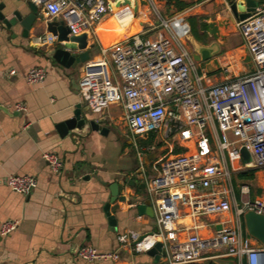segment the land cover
<instances>
[{
	"label": "built area",
	"instance_id": "1",
	"mask_svg": "<svg viewBox=\"0 0 264 264\" xmlns=\"http://www.w3.org/2000/svg\"><path fill=\"white\" fill-rule=\"evenodd\" d=\"M33 1L43 19L66 26L68 36L96 37L104 15L113 14L107 0ZM235 29L246 43L253 68L220 80L211 79L205 69L202 75L197 73L187 46L190 26L182 15L159 18L156 27L149 23L147 31L141 28L83 64L79 95L89 110L99 114L111 106L120 109L119 119L132 138L141 169L146 154H159V173L144 176V192L158 231L121 234L117 237L120 247L146 253L160 243L166 252L161 264L220 258L234 259L237 264H264V246L256 245L243 226L246 211L264 214V199L240 206L235 187L241 195L249 189L233 181L241 172L264 169V4H258L248 18L236 21ZM34 43L47 47L63 42L45 33L35 37ZM45 78L43 68H33L25 76L30 86L42 84ZM15 109L26 111L21 104ZM150 135L162 141L171 139L184 153L170 155L169 150L152 144L140 148L136 138ZM243 148L250 162H244ZM42 158L52 172L62 168L56 154L44 153ZM5 184L12 192L28 196L36 180L10 175ZM18 226L17 220L3 222L0 235L7 236ZM211 251L218 254L208 256ZM76 257L85 262L118 260L116 253H101L89 245L78 248Z\"/></svg>",
	"mask_w": 264,
	"mask_h": 264
},
{
	"label": "crops",
	"instance_id": "2",
	"mask_svg": "<svg viewBox=\"0 0 264 264\" xmlns=\"http://www.w3.org/2000/svg\"><path fill=\"white\" fill-rule=\"evenodd\" d=\"M25 1L0 0V4L5 5L6 18H10L11 12ZM157 1L164 2L165 6V0ZM182 1L190 4L184 11H199L204 17L201 22L208 26L209 22L226 18L228 7L235 0ZM212 2L223 6L221 12L212 7ZM135 5L138 7L137 2ZM23 12L27 14L28 10ZM49 21L39 15L26 38L22 37L21 28L8 30L0 23V226L8 220L19 222L14 232L0 235V264H154V259L146 253L120 247L117 237L129 232L143 235L158 231L154 219L139 215L137 206L147 200L144 190L138 187L144 184V176H156L160 171L159 154H146L141 169L129 132L120 137L113 121L115 118L104 119L103 112L98 114L89 110L95 122L107 129L106 134L84 128L63 138L59 136L56 125L71 117L77 104L87 105L79 95L83 64L66 69L52 59L58 48L55 44L39 47L34 43L35 37L48 33L46 24ZM134 22L138 33L142 22L135 20L130 22L128 31L117 33L113 14L104 15L97 29L98 32L100 28L103 45L97 36L99 44L93 41L94 37L87 38L88 46L93 45L89 60L99 57L102 49L131 36L129 30ZM219 25L222 36L227 37L230 28ZM245 55L243 49L226 51L222 60L229 63L233 59L239 73L244 70H241L240 60ZM33 68L45 70L46 78L42 84L30 86L26 83L25 76ZM18 104L26 111H16ZM111 108L121 114L117 106L107 110ZM110 136L113 138L109 139ZM156 139L157 136L150 135L142 141L149 143ZM159 146L169 150L170 155L184 153H175L181 147L172 144ZM44 153H53L60 158L62 168L58 173L51 171L42 158ZM10 175L31 176L36 180V187L28 196L14 193L5 184ZM112 184L118 185V196L124 197V201L117 200L110 205L114 227L109 225L104 213ZM240 184L249 189L244 195L247 196L244 203L264 199L261 170H255L252 181L240 180ZM130 204L134 206L128 207ZM84 245L101 253H116L118 260L82 261L76 257V252ZM161 262L162 259L158 264Z\"/></svg>",
	"mask_w": 264,
	"mask_h": 264
},
{
	"label": "water",
	"instance_id": "3",
	"mask_svg": "<svg viewBox=\"0 0 264 264\" xmlns=\"http://www.w3.org/2000/svg\"><path fill=\"white\" fill-rule=\"evenodd\" d=\"M136 1L137 0H107L108 10H112L114 7H130L132 12H136ZM264 0H235L228 7L229 13L226 18L222 19L219 24L223 28H227L229 25L234 27L235 22L242 21L248 18L253 12L254 8ZM141 5L147 6L145 0H141ZM5 8L4 4H0V23L8 30L15 28H21L22 37L28 36V31L36 23L37 17L39 16V6L34 3L33 0H26L23 4L19 5L15 10L11 12V17L6 18L3 13ZM28 10L27 14H24V10ZM217 22H209L207 33L214 42L208 45L201 44L197 40L189 37L188 41L192 46V58L196 62H204L205 70L208 74H213L215 71L220 70V65L214 55L220 51L219 38H223L220 32V25ZM46 30L53 36L57 37L58 42H63L60 48L54 50L52 59L60 66L66 69H75L79 64H84L90 58V50L93 45L88 46L87 36L81 34L79 36H68L69 29L63 25V23L52 20L46 24ZM89 108L82 107L81 104H77L74 107L72 116L68 119L60 122L56 125V130L61 138L66 137L69 133H76L84 128H89L92 131L99 132L104 135L107 129L102 127L100 124L88 114ZM248 122V121H247ZM241 154L244 162H250V156L248 152L243 148ZM131 185H135L132 183ZM141 190H144L145 185L141 184L138 186ZM110 199L109 202L104 206V213L108 218L110 226H115V219L110 215V205L114 202L124 201L123 196H118V185L112 184L110 186ZM139 215H146L153 218V210L149 200L144 201L142 204L137 206ZM243 226L249 237L257 241L260 245L264 246V214H258L253 210H248L243 215ZM220 229L219 226L216 227ZM146 255L154 259V264H158L160 259L166 257V252L162 248L160 243H156L153 248L146 252ZM228 264V263H220Z\"/></svg>",
	"mask_w": 264,
	"mask_h": 264
},
{
	"label": "rangeland",
	"instance_id": "4",
	"mask_svg": "<svg viewBox=\"0 0 264 264\" xmlns=\"http://www.w3.org/2000/svg\"><path fill=\"white\" fill-rule=\"evenodd\" d=\"M145 1L147 2V6L141 5V3H140L141 0H137L136 1L138 3V7H136V12H134L133 16H132L133 19H138V23L142 22V26L141 27L143 28L144 32L148 30V24L149 23H153V26L156 27L157 24L159 23V18L171 19L174 16L182 15V16L185 17L187 22H189L190 30L192 28L191 34H190L191 38H193L195 40H202V43L201 42L200 43L201 44H205V45H208L211 42H214L212 37H210L208 34L203 36L204 30L202 28V22L201 21H202V19L204 17L200 16L201 13L199 11H197L195 9H191V10L184 11L182 13H176L174 8L167 9L164 6V2H159L157 0H145ZM262 3L264 4V1ZM119 7H121V6H119ZM212 7L216 11H219V12H221V10L223 9L222 5L221 6L220 5H216L214 2H212ZM137 10L138 11L140 10L141 13H139ZM210 17H212V16H210ZM221 20L222 19H220L219 21H212V22H217V23L219 22L220 23ZM141 27H140V29H141ZM228 28H230V31H228L229 35L227 37H225V38H224V36H223V38H219L218 41L220 43H222V46H220V51L214 55V58L217 59L218 63H219V60L221 61V63H220L221 65L220 64L219 65H220L222 70L220 69L219 71H215L213 74H210L209 77L211 79H214L216 77L219 78V77L230 76L232 74H237L238 73V71L235 70V67H234L235 62L233 61V59H230L229 63H228V61L222 60V58L225 55L226 51H234V52H236L238 49H243L245 51L246 55L244 57H242V59L240 60L241 70L244 69L241 72H244V71L251 72L252 71L253 67H252L251 58L248 55V52H247V49H246V43H245L242 35L239 33V31H234V30L232 31V26L229 25L225 29H228ZM156 31H158L157 28L154 29L150 33L149 36L154 35L156 33ZM143 38H147V36L143 37ZM93 41L95 43L97 42L99 44V41H98V39L96 37L93 38ZM55 46L58 47V48L61 47V45H59V44H55ZM187 46H188L189 50L191 51L192 50V46H191L189 41H187ZM94 53H95V50H94V52H92V54H94ZM196 68H197V73L199 75H202L203 69H205V63L204 62H196ZM239 69H240V67H239ZM224 70H226V71H224ZM241 72H239L238 74H240ZM115 111H116L115 108H111L109 110H104L103 113H102V116L104 117V119H108L111 116L113 118H115L113 121H114V124H115L116 128L118 129L119 136L120 137H125L128 134V130H127L125 124L122 121H120V119H119L120 115L116 114ZM88 114L90 115V117L95 119L94 116H92L91 113L88 112ZM226 135L228 137V140H230V142L234 141V139L232 138V136H231V134L229 132ZM111 138H113V137L110 136L109 139H111ZM130 138H131V136H130ZM136 142H137V145L140 148L144 144H152V145H155V146H159V144L160 145L172 144V140L171 139H164V141H162L160 139V137H157V139L155 141H150L149 143H144V141H142V139L136 138ZM146 169L149 172L151 171L150 168H146ZM261 173L264 176V169L261 170ZM150 177H153V176H150ZM233 181H234L235 185H238V183L240 184V180L236 179V175L234 176ZM235 194H236L237 202L239 203L240 206H243L244 200H245V198H247V196L241 195L237 187H235ZM248 198L250 200L252 199L251 196H249ZM245 202H247V201H245ZM217 254H218L217 251H211L207 255L208 256H213V255H217ZM226 260L227 259H224V258L221 259L220 258V259H215V262L217 264H220V263H225Z\"/></svg>",
	"mask_w": 264,
	"mask_h": 264
},
{
	"label": "trees",
	"instance_id": "5",
	"mask_svg": "<svg viewBox=\"0 0 264 264\" xmlns=\"http://www.w3.org/2000/svg\"><path fill=\"white\" fill-rule=\"evenodd\" d=\"M190 4L182 1V0H165V6L167 9L169 8H174L175 11L177 13H181L183 12L185 9H187L189 7ZM202 28L204 30L203 36L207 34V23H202ZM192 30V28H191ZM138 31L137 27H135V22L132 23V25L130 26V30H129V34L133 35ZM203 38V37H202ZM182 151H184V149L178 148L175 150V153H181ZM254 173L255 170L252 171H247V172H241L239 174L236 175V179L238 180H244V181H252L254 179ZM260 194V191H258V195ZM226 263L228 264H237L236 260L228 258L226 260ZM203 264H216L213 261H208L206 263Z\"/></svg>",
	"mask_w": 264,
	"mask_h": 264
},
{
	"label": "bare ground",
	"instance_id": "6",
	"mask_svg": "<svg viewBox=\"0 0 264 264\" xmlns=\"http://www.w3.org/2000/svg\"><path fill=\"white\" fill-rule=\"evenodd\" d=\"M123 8V9H122ZM122 8H115L113 9V16L115 19V24L117 27V33H123L128 31L130 22H133L134 20L137 21L138 19H133V12L130 7H122ZM97 37L99 38V41L103 45V40L100 36V28L97 32Z\"/></svg>",
	"mask_w": 264,
	"mask_h": 264
},
{
	"label": "flooded vegetation",
	"instance_id": "7",
	"mask_svg": "<svg viewBox=\"0 0 264 264\" xmlns=\"http://www.w3.org/2000/svg\"><path fill=\"white\" fill-rule=\"evenodd\" d=\"M197 41L202 43V40H197Z\"/></svg>",
	"mask_w": 264,
	"mask_h": 264
}]
</instances>
